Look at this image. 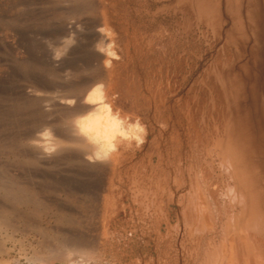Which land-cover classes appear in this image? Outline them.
Instances as JSON below:
<instances>
[{
	"label": "bare ground",
	"instance_id": "obj_1",
	"mask_svg": "<svg viewBox=\"0 0 264 264\" xmlns=\"http://www.w3.org/2000/svg\"><path fill=\"white\" fill-rule=\"evenodd\" d=\"M48 1L79 9L71 21L84 31L66 22L64 36L87 33L94 45L102 25L112 53L95 51L90 76L63 91L35 86L27 95L32 117L57 137L56 154L41 159L28 143L35 132L24 145L13 142L14 157L36 165H50L72 146L83 168L99 172L95 235L72 245L86 256L84 264H114L105 259L106 247L119 255L118 264H264V61L255 36L258 30L264 42V0H133V19L141 26L124 44L116 20L127 0ZM120 44L128 60L131 52L152 58L136 64L127 80L117 70ZM106 104L138 117L147 135L143 144L122 143L107 162L94 163L87 158L93 148L77 127L88 137L108 134L100 121ZM55 114L69 131L55 126ZM77 117L83 118L75 122ZM11 179L1 185L3 199L35 210V188L19 176ZM12 209L0 200V221Z\"/></svg>",
	"mask_w": 264,
	"mask_h": 264
},
{
	"label": "rangeland",
	"instance_id": "obj_2",
	"mask_svg": "<svg viewBox=\"0 0 264 264\" xmlns=\"http://www.w3.org/2000/svg\"><path fill=\"white\" fill-rule=\"evenodd\" d=\"M134 3L133 0H127V3L124 2L119 7L120 19L118 17L116 23L117 37H120L119 41L123 40L121 44L125 43L126 37H132L134 28L141 26V23L133 19V8H136ZM58 8L48 0H0V200L13 207L12 212L2 218L0 223V264H72V260L86 257H80L78 251L72 249L73 243L91 241L95 235L93 192L98 190L96 180L99 172L83 168L76 159L80 153L72 146L65 148L64 156L52 159L50 165L31 164L20 157L15 158L13 152L14 140L19 139L23 144L24 137L44 128H40V123L32 117L34 109L27 106L30 104V98L27 96L29 92H32L35 86L47 85L53 88V92L63 91L66 85L88 78L95 67V50L87 33L76 37L78 43L63 58L64 61H59L58 66L52 63V53L43 43V39L49 38L55 43L57 38L64 36V23H69L73 17L74 20L79 15L78 8ZM122 15H126L128 19H122ZM255 36L258 60L263 62L264 42L258 30ZM121 44L120 50L123 48ZM245 46L251 48L252 42ZM131 48L129 50L133 51V47ZM130 54L133 57L128 60L129 56L123 49L117 60V70L126 80L134 74V70H138L136 67L141 63L152 60L150 55L143 57L136 52ZM138 72L144 75L143 69ZM122 86L125 87L124 84ZM122 101L127 108V101ZM247 108L253 114L254 108L249 99ZM54 116L58 118L59 123L56 122L55 126L69 131V124L61 119V115ZM14 175L19 176L21 182L35 188L38 193V199L34 202L35 210L30 207H27V210L22 205H14L3 199L1 189L5 186L1 185L12 183L11 178ZM3 221H7L6 224ZM68 253H73L71 259ZM75 253L78 255L75 256ZM104 253L105 259L110 257L108 261L118 264L119 255H114L110 247H106Z\"/></svg>",
	"mask_w": 264,
	"mask_h": 264
},
{
	"label": "clouds",
	"instance_id": "obj_3",
	"mask_svg": "<svg viewBox=\"0 0 264 264\" xmlns=\"http://www.w3.org/2000/svg\"><path fill=\"white\" fill-rule=\"evenodd\" d=\"M73 24L76 25V30L78 32L84 31L83 25H77L75 21L69 22V28H71ZM96 31L100 34L101 38L94 43L93 49L103 57L111 56L112 53L107 51L106 48L107 40L105 39L106 34L104 27L101 25ZM43 43L52 53L51 58L58 66L59 61L65 58L71 48L76 45V32L70 30L68 35L57 38L55 43L52 39L44 38ZM82 118L83 117H77L75 122H78ZM100 121L101 124L107 123L108 134L99 137H88L82 129L77 127V132L83 135L93 148V151L87 156L90 162L105 163L114 153L119 151L122 143L126 144L128 147H131L133 144L139 146L143 144L144 138L147 135L146 128L140 123L138 117L133 120L130 114L121 115V110L113 109L111 105L106 104ZM56 140L57 137L53 130L45 126L41 130L35 132L33 138H31L28 143L34 149L39 150V152L42 153L41 159H44L58 152L60 145L56 143ZM71 257L72 253H69V258L71 259ZM72 264H84V261L82 259L72 260Z\"/></svg>",
	"mask_w": 264,
	"mask_h": 264
}]
</instances>
